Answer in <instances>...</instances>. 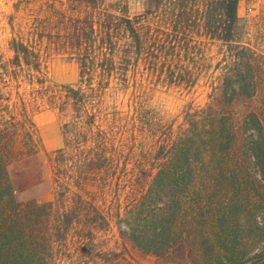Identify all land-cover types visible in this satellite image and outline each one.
<instances>
[{"label": "trees", "instance_id": "16d2710c", "mask_svg": "<svg viewBox=\"0 0 264 264\" xmlns=\"http://www.w3.org/2000/svg\"><path fill=\"white\" fill-rule=\"evenodd\" d=\"M106 1L68 0L69 10L49 1L23 31L7 19L0 264L126 262L97 246L110 227L160 264H264V53L237 36L240 0H146L135 16L121 0ZM210 42L214 63L203 50ZM52 54L77 64L75 83L49 81ZM139 61L185 89L211 68L207 101L188 105L173 129L130 82ZM42 106L66 117L62 146L50 152L32 119ZM40 151L53 199L21 200L7 166Z\"/></svg>", "mask_w": 264, "mask_h": 264}, {"label": "rangeland", "instance_id": "374dc122", "mask_svg": "<svg viewBox=\"0 0 264 264\" xmlns=\"http://www.w3.org/2000/svg\"><path fill=\"white\" fill-rule=\"evenodd\" d=\"M54 1L57 7L69 10L68 0H0V49L4 50V40L9 36L7 19H13L16 29L21 31L28 27L30 20L42 11L38 12L41 5ZM117 0H107L114 3ZM127 5L130 16L143 14L146 0H121ZM70 5V4H69ZM237 36L239 40L249 43L252 47L264 53V0H240L238 4V27ZM218 45L210 42L205 52L206 59L214 63ZM208 70V71H207ZM199 72L197 80L191 89L168 86L162 80H158L144 69L139 61L136 72L130 77V82L140 83L146 91V106L155 111L166 124H171L173 129L180 126L184 110L188 105L193 108L203 106L207 101L209 85L216 75L210 69ZM47 77L54 85L75 83L78 77V66L74 61L68 60L65 55L52 54L47 61ZM22 87H27L22 84ZM128 96L121 94L116 97L118 108L125 109ZM108 98V104H112ZM36 126L38 138L44 152L59 149L62 146L61 124L66 117L58 114L55 110L42 106L32 116ZM50 167L46 161L43 151L11 162L7 166V174L13 192L21 200L33 199L38 202L51 201L53 191L51 185ZM97 246L107 251V257L113 258L112 254L123 253L126 262L119 264H160L150 256H144L133 251L117 235L114 227L99 233ZM125 246V247H124ZM126 248V249H125ZM68 250V248H66ZM66 252V251H65ZM66 256L68 252L64 253ZM90 254L91 251H90ZM130 256V257H129ZM90 261L91 255L86 258ZM68 261H65V263ZM83 263V262H82ZM98 264H106L98 261Z\"/></svg>", "mask_w": 264, "mask_h": 264}]
</instances>
